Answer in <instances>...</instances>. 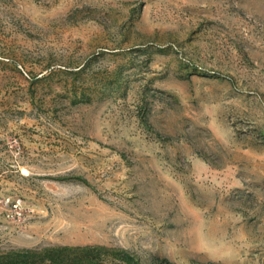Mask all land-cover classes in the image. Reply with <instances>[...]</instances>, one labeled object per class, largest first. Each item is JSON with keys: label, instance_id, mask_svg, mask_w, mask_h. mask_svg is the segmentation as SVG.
<instances>
[{"label": "rangeland", "instance_id": "374dc122", "mask_svg": "<svg viewBox=\"0 0 264 264\" xmlns=\"http://www.w3.org/2000/svg\"><path fill=\"white\" fill-rule=\"evenodd\" d=\"M8 195L0 264H264V0H0Z\"/></svg>", "mask_w": 264, "mask_h": 264}, {"label": "built area", "instance_id": "2783aa9c", "mask_svg": "<svg viewBox=\"0 0 264 264\" xmlns=\"http://www.w3.org/2000/svg\"><path fill=\"white\" fill-rule=\"evenodd\" d=\"M0 204L7 210L9 215L20 217L23 214L22 199L13 196H2Z\"/></svg>", "mask_w": 264, "mask_h": 264}, {"label": "trees", "instance_id": "16d2710c", "mask_svg": "<svg viewBox=\"0 0 264 264\" xmlns=\"http://www.w3.org/2000/svg\"><path fill=\"white\" fill-rule=\"evenodd\" d=\"M62 250H64V248ZM100 250H101L100 248L94 249V251H96V252H100ZM36 254L41 255V253H39V252H36Z\"/></svg>", "mask_w": 264, "mask_h": 264}]
</instances>
